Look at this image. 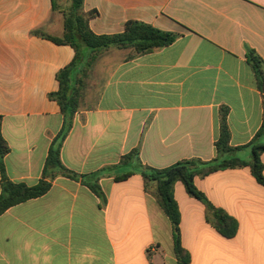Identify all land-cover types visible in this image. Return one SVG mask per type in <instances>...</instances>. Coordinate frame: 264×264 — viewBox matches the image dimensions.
Returning a JSON list of instances; mask_svg holds the SVG:
<instances>
[{
    "label": "crops",
    "instance_id": "0c3cea01",
    "mask_svg": "<svg viewBox=\"0 0 264 264\" xmlns=\"http://www.w3.org/2000/svg\"><path fill=\"white\" fill-rule=\"evenodd\" d=\"M63 0H0L1 135L9 147L7 178L27 186L41 178L62 117L56 73L74 57L60 37ZM96 12V35L142 22L176 35L170 45L128 58L111 48L85 80L79 109L60 150L64 167L97 181L105 203L79 181L56 177L43 196L0 215V264H179L171 224L135 164L162 169L215 157L220 107L228 110L230 145H248L262 121V93L247 63L264 62V0H83ZM258 143H264L259 138ZM138 149V159L122 162ZM249 160L250 148L236 152ZM264 164V154L260 155ZM134 172L124 181L116 175ZM194 184L238 223L233 238L205 219L202 203L173 188L188 264H264V186L249 168L218 171Z\"/></svg>",
    "mask_w": 264,
    "mask_h": 264
},
{
    "label": "trees",
    "instance_id": "16d2710c",
    "mask_svg": "<svg viewBox=\"0 0 264 264\" xmlns=\"http://www.w3.org/2000/svg\"><path fill=\"white\" fill-rule=\"evenodd\" d=\"M54 2L55 0H53V8H55ZM82 4L83 0H67L61 5L63 32L60 37L34 32L55 44L70 46L74 51V57L67 66L56 73L57 91L47 95L48 99L57 103L62 125L49 145L41 178L33 186L12 182L5 174L3 160L9 153V147L1 135L0 116V215L15 205L46 194L52 181L58 176L81 182L101 197L102 202L105 203V197L97 181L88 182L85 180L86 176L69 171L60 160L62 143L72 128L73 118L79 109L88 73L98 56L111 48L129 50L128 58L131 59L166 47L177 37L137 21L126 22L120 33L96 35L89 27V20L96 12L84 13ZM246 59L255 75L257 87L264 95V62L252 50L247 51ZM227 114V108H219L218 136L214 142L215 157L213 159L209 161L196 158L185 159L162 169L143 166L140 163L135 164V172L142 177L145 187L150 185L154 187L157 203L171 224L174 252L179 264H188L189 254L182 248L180 242V214L173 196V188L177 182L183 185L190 197L203 204L206 222L227 239L235 236L238 229L237 221L222 209L215 207L196 188L194 179L204 178L218 171L247 167L255 181L264 186V164L260 161V155L264 154V143L257 142L259 138H264V96H262L261 126L254 139L246 146L232 147L230 145ZM244 148H250L251 158L249 160L240 159L235 155ZM132 158L138 159V149H133L123 156L122 162L126 163ZM133 173L116 175L113 180L115 182L124 181Z\"/></svg>",
    "mask_w": 264,
    "mask_h": 264
},
{
    "label": "rangeland",
    "instance_id": "374dc122",
    "mask_svg": "<svg viewBox=\"0 0 264 264\" xmlns=\"http://www.w3.org/2000/svg\"><path fill=\"white\" fill-rule=\"evenodd\" d=\"M63 2H67V0H63Z\"/></svg>",
    "mask_w": 264,
    "mask_h": 264
}]
</instances>
